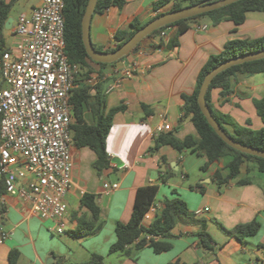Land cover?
<instances>
[{"label": "crops", "instance_id": "obj_1", "mask_svg": "<svg viewBox=\"0 0 264 264\" xmlns=\"http://www.w3.org/2000/svg\"><path fill=\"white\" fill-rule=\"evenodd\" d=\"M11 1L3 0L5 4ZM125 1L121 8L111 7L93 15L91 39L94 46L113 48L116 32L130 31L134 19L147 25L174 7V1L159 8L156 4L161 0ZM42 3L43 0H18L10 12L12 27L20 16H31ZM12 16H17L16 20ZM198 26L207 29L198 31ZM175 30H168L166 40ZM262 37L264 13H249L246 22L239 27L230 21L215 26L203 18L180 36L179 47L175 49L163 48L162 53H158L156 48L151 49L144 43L141 48L147 55L130 56L123 63L105 68L96 67L101 74L91 77L93 85L80 76L77 87L102 86L107 110L125 107L115 115L107 138L110 168L98 173L94 168L95 152L74 146L73 186L66 197L68 230L62 235L56 234L55 222L33 215L18 194H3L0 197V235L7 232L11 237L0 243V264H10L12 252L19 254L17 264H83L93 255L103 256L104 264H264V174L258 172L255 163H245L237 179L227 186H218L214 181L215 172L221 170L226 176L230 157L203 170L207 163L203 155L190 151L179 153L169 146L153 150V136L164 123L169 124L172 131L177 129L179 139L197 136L190 119H182L183 96L194 92L198 76L209 58L221 53L228 41ZM133 62L138 64L136 76L124 78L118 70ZM151 64L153 67L146 71V66ZM261 98H264V74L238 75L233 80V94L228 101L221 99L219 90H214L212 104L218 113L231 116L239 125L246 126L249 121L250 127L258 130L263 125L253 100ZM86 120L90 125L94 123L89 113ZM163 176H169L166 183ZM239 181L249 183L239 185ZM105 182L118 184V190L104 195ZM153 185L160 188L154 206L163 207L165 199L171 198L175 190L191 213L177 224L174 238L167 240L172 249L156 254L149 247L137 250L134 244L127 248L128 254H111L110 247L117 240V224L130 221L137 190ZM86 194L96 197L100 209L96 227L100 229L95 235L77 238L72 232L78 222L91 217L89 210L82 206ZM204 209L208 210L197 215L198 210ZM158 214L153 212L154 216ZM253 221L260 223V230L244 242L228 233ZM144 223L151 222L144 220ZM200 232L211 236L210 250L202 246Z\"/></svg>", "mask_w": 264, "mask_h": 264}, {"label": "trees", "instance_id": "obj_2", "mask_svg": "<svg viewBox=\"0 0 264 264\" xmlns=\"http://www.w3.org/2000/svg\"><path fill=\"white\" fill-rule=\"evenodd\" d=\"M18 0H13L9 4L0 2V48H5L4 31L7 22L10 19V12ZM174 1V7L170 12L178 11L183 8L199 5L202 3H213L221 0H184L188 2L187 6L179 0H161L156 4V8L164 6ZM64 18L66 23L65 29V54L69 62L80 67V76L82 79L89 80L94 74H101L96 67L105 68L107 66L123 63L128 59L127 56L113 64H102L94 62L87 54L83 43L82 20L85 15L89 0H64ZM126 3L125 0H99L95 14L102 13L111 7L121 8ZM249 13H264V0H242L225 8L203 14L190 19L182 20L155 31L151 37L145 39L139 48L147 43L153 48H164L172 50L179 47V38L181 35L191 29V26L199 19L207 18L213 25L217 26L223 21H230L236 26H241L246 22ZM164 14H159L160 17ZM156 17V18H157ZM155 19V18H154ZM153 21V20H152ZM142 25L138 19L131 23L130 31H118L114 35L116 45L113 48L104 49L94 46L101 52H114L128 42L140 29ZM175 28V33L166 40L161 38L157 43L155 39L161 37L164 30ZM264 51V37L256 40H231L225 44L224 50L212 55L203 69L201 70L197 86L191 95L183 96L184 108L182 119H190L197 136L189 135L184 139L176 136L177 129L174 131L161 133L154 138V149L169 146L179 153L190 151L203 155L207 159L203 170H207L211 165L219 163L222 159L230 157L226 166L228 174L224 176L221 170H217L214 175V181L218 186H227L237 179L245 163H255L258 172L264 174V159L255 156L243 154L228 146L208 123L207 118L201 112L198 96L202 83L206 75L214 68L227 60L237 58L246 54ZM264 74V59L245 63L232 67L214 78L206 95V101L209 108L224 131L235 141L264 151V127L261 129L251 128L248 121L246 126L236 123L231 116L218 113L212 104V93L214 90L220 91L221 99L228 101V97L233 94V80L238 75H255ZM73 107L74 123L71 127L72 136L75 146L78 148H90L97 155V161L94 168L98 173L110 168V158L107 152V138L113 125L114 117L117 113L125 110L124 106H119L107 110L106 95L100 84L89 86L81 85L74 89L71 98ZM253 104L259 119L264 125V98L254 99ZM91 114L94 123L90 125L86 120V114ZM179 129V128H178ZM165 161V160H163ZM172 174V173H171ZM169 176H163L162 180L166 183ZM247 181H239V185H246ZM159 186H146L137 190L134 201V208L131 219L127 223H118L116 227V242L110 247V253H126L127 248L136 244L137 250L145 247L153 249L156 254H163L172 249L171 243L167 240L174 238L173 230L177 224L184 218L190 217L191 213L187 203L180 197L177 191L172 192V197L165 199L163 209L150 224L144 223L146 213L154 206L159 194ZM6 193L4 182L0 180V197ZM82 206L87 208L91 214L90 219H83L72 234L77 238L95 235L99 231L96 223L100 217V209L96 203V197L86 194L82 199ZM260 223L253 221L249 224L239 225L228 233L244 242L246 238L255 236L260 230ZM199 237L204 249L210 250L213 242L211 236L205 232H200ZM19 254L12 252L10 254V264H17ZM105 258L100 255H93L91 259L83 264H104Z\"/></svg>", "mask_w": 264, "mask_h": 264}, {"label": "built area", "instance_id": "obj_3", "mask_svg": "<svg viewBox=\"0 0 264 264\" xmlns=\"http://www.w3.org/2000/svg\"><path fill=\"white\" fill-rule=\"evenodd\" d=\"M64 8V0H43L31 16H20L12 27L15 45L0 48V180L6 193L18 194L33 215L55 222L58 235L68 230L66 197L73 186L75 146L70 101L80 80V67L65 54ZM168 30L160 38L167 39ZM155 50L162 53L163 48ZM147 53L141 48L136 56ZM118 72L132 79L138 64L133 62ZM87 84L93 85L94 80ZM168 131L172 128L164 123L153 138ZM103 188L109 196L119 185L105 182ZM162 209L152 206L144 220L153 222L157 216L153 212ZM207 210H198L197 215ZM10 237L2 232L0 243Z\"/></svg>", "mask_w": 264, "mask_h": 264}, {"label": "water", "instance_id": "obj_4", "mask_svg": "<svg viewBox=\"0 0 264 264\" xmlns=\"http://www.w3.org/2000/svg\"><path fill=\"white\" fill-rule=\"evenodd\" d=\"M98 1L99 0H89L85 15L82 20L83 43L85 45L88 56L94 62L102 63V64H113L115 62L122 60L127 56H136L139 50L141 49L139 48V45L145 39L149 37L152 38L151 35L159 29H162L166 26H169L171 24H174L182 20L190 19L193 17H197L203 14H207L225 8L242 0H221L213 3H202L199 5L189 6L178 11H173L164 14L160 17L155 18L153 21L145 25L118 50L110 53L96 50L91 39V21L93 15L95 14ZM12 23L13 20L9 19L6 25L7 30H10V28H12ZM155 41L157 43H160L161 38L157 37ZM263 59H264V51H260L225 61L224 63L220 64L206 75L198 96V103L201 112L207 118L208 123L216 131L218 136L228 146L243 154L255 156L262 159H264V151L238 143L224 131V129L218 124V122L214 118L209 108V105L206 101V95L214 78L217 77L219 74L225 72L226 70L232 67L242 65L245 63L263 60Z\"/></svg>", "mask_w": 264, "mask_h": 264}, {"label": "rangeland", "instance_id": "obj_5", "mask_svg": "<svg viewBox=\"0 0 264 264\" xmlns=\"http://www.w3.org/2000/svg\"><path fill=\"white\" fill-rule=\"evenodd\" d=\"M182 4H183L184 6H187V5H188V2L182 0ZM15 11L18 12L19 10H18V9H15ZM12 17H13L14 20H16V17H17V16H12ZM4 37H5V47H6V48H10V47H12V46L15 45V43H16L17 40H16L15 37L12 35L11 30H5ZM251 107H253V105H251ZM259 122H260V124H262L261 121H259ZM262 125H263V124H262ZM263 127H264V125H263Z\"/></svg>", "mask_w": 264, "mask_h": 264}]
</instances>
